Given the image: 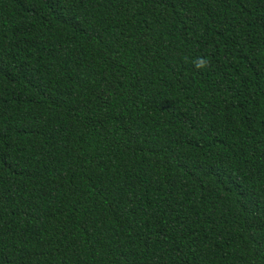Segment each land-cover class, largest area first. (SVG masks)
<instances>
[{"label":"trees","instance_id":"trees-1","mask_svg":"<svg viewBox=\"0 0 264 264\" xmlns=\"http://www.w3.org/2000/svg\"><path fill=\"white\" fill-rule=\"evenodd\" d=\"M0 264H264V0H0Z\"/></svg>","mask_w":264,"mask_h":264},{"label":"clouds","instance_id":"clouds-1","mask_svg":"<svg viewBox=\"0 0 264 264\" xmlns=\"http://www.w3.org/2000/svg\"><path fill=\"white\" fill-rule=\"evenodd\" d=\"M194 64L197 69H202L208 66L209 61L206 58L200 57L197 58L196 61H194Z\"/></svg>","mask_w":264,"mask_h":264}]
</instances>
